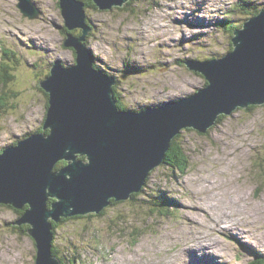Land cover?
I'll use <instances>...</instances> for the list:
<instances>
[{"label": "rangeland", "instance_id": "rangeland-1", "mask_svg": "<svg viewBox=\"0 0 264 264\" xmlns=\"http://www.w3.org/2000/svg\"><path fill=\"white\" fill-rule=\"evenodd\" d=\"M32 1L34 19L24 15L21 0H0V61L3 49L16 52L9 64L20 102L0 113V150L43 125L39 83L52 64L75 63L64 43L60 0ZM84 1L96 64L119 79L121 101L133 110L205 87L206 78L182 60L223 57L233 47L232 24L251 16L236 4L264 8V0H137L136 11L127 3L101 10ZM179 140L191 160L185 174L161 164L141 198L113 201L97 217H70L55 233L58 256L76 264H253L264 257V104L225 115L206 134L184 129ZM157 198L172 201L170 216ZM10 206L0 205V264H35V240L10 226L19 217ZM141 225L146 229L134 239L131 232Z\"/></svg>", "mask_w": 264, "mask_h": 264}, {"label": "water", "instance_id": "water-1", "mask_svg": "<svg viewBox=\"0 0 264 264\" xmlns=\"http://www.w3.org/2000/svg\"><path fill=\"white\" fill-rule=\"evenodd\" d=\"M129 1L94 0L105 10ZM60 6L67 27L84 34L64 42L75 48L77 63L57 60L39 83L50 94L43 124L49 133H33L0 153V204L25 209L16 223L30 225L35 264H64L54 254L53 222L100 214L113 201L141 192L181 131L206 134L221 115L264 104V9L234 30L233 49L223 57L187 59V66L206 78L205 87L137 111L118 107L117 79L94 65L84 42L90 32L85 3L61 0ZM20 7L31 19L39 15L32 0ZM60 161L67 164L56 170Z\"/></svg>", "mask_w": 264, "mask_h": 264}, {"label": "trees", "instance_id": "trees-1", "mask_svg": "<svg viewBox=\"0 0 264 264\" xmlns=\"http://www.w3.org/2000/svg\"><path fill=\"white\" fill-rule=\"evenodd\" d=\"M80 1H83L85 3V7H90V5L87 2H85L84 0H80ZM90 1H91V5H93L95 9H98V8L100 9V7L97 4H95L94 0H90ZM135 1H137V0H130L129 2H127V5L129 6V8L131 10H134V11L137 10V7H134V2ZM242 4H244V3L243 2H241V4L240 3H237L236 4V6H237L236 9L241 10L240 8H242L244 11H247L248 10L247 12L250 13L251 15L257 14L260 11V9H261V8L258 9V7L256 5H252V7H251L250 3L248 4V7H245V6L243 7ZM124 6H126V4ZM114 7H119V6H114ZM87 23L89 24L90 29L92 30L91 24L88 21H87ZM239 27H241V26L232 24V28H231L230 31L233 33L234 30L237 29V28H239ZM63 33H64V37L65 38H67L68 35H75L76 37H81L84 34L82 28L70 29V28L67 27V25H65V28H64ZM88 35L86 36V39L84 41L87 44L89 43V37H88ZM232 49H233V47H232ZM8 52H10V55H8L9 54ZM15 53L16 52H14L13 50H7V49H3V51H2V57H1V61L2 62L0 61L1 62L0 63V80H1L0 81V113L1 112H4L5 110L6 111H8V110H10V111L11 110H15L17 108L18 104L20 103L19 102V98H16L17 97V92L14 91L15 87L18 86V84H17V75H16V73H14V71H11L10 70L11 69V65L9 64V62L12 61V58L15 56ZM94 57H96V56H94ZM213 58H215V57H213ZM208 59H212V58H208ZM198 60H207V59H198ZM186 61H187V59H183L182 60V65L183 64L186 65ZM76 63H77V56L75 54V63L74 64H76ZM94 64H95V61H94ZM95 66L98 67V68H100V66H98L96 64H95ZM12 70H13V67H12ZM48 73H47L46 78H48V76L51 74V70H49ZM205 84L207 85L208 82H206ZM117 87H118V84L117 85H114L115 98L117 99L118 107L120 109H125L126 107L124 106V104L121 101V93L119 92V90L117 89ZM42 89H43V91H45V96L44 97H45V106H46V114H45L44 120H43V124H44V122H45V120L47 118V114H48L49 107H50V94L43 87H42ZM19 91L21 92L20 89H19ZM253 107L254 106L251 105L247 109L250 110ZM224 117H225V115H221L220 118H219V120H218V122H220V120L223 119ZM214 127H212V128H214ZM191 129L192 128H188V130H191ZM35 131L49 133V129H44L43 128V125L38 130H35ZM34 133H36V132H34ZM179 136H180V134L177 137L174 138V140L172 142V145H171V148L167 152L163 164L169 165L172 168L173 171H179L181 174H185L186 171L191 167V160H190V156L187 154V152L185 150V147H184L182 141L179 140ZM22 139H24V138H22ZM20 140H18V141H20ZM15 144H16V142H15ZM80 157L82 159L85 158V156H80ZM66 164H67V161H60V162L57 163L55 169L56 170L61 169ZM152 173H153V171L151 172V174ZM151 174L149 175L148 180H147V183L145 184V186L143 187V189L141 190V192L134 194L133 197L131 199H129V200H133L134 201L137 198H141L140 196L143 194V190H145L146 186H148V184H149L148 182H149V178H150ZM53 201H54V199H51L49 203L51 204ZM156 201L160 202V204L162 203L161 204L162 208H161L160 211L166 213L167 216H170L171 215V212L173 211V208L171 207L172 201H171L170 204H168L167 201H165V199L163 200V198L162 199L161 198H157ZM118 202H121V201H118ZM122 202H124V201H122ZM0 205L2 206V205H5V204H0ZM10 207H12V206H10ZM171 208H172V210H170ZM15 210L19 214V217L15 221H13L14 224H12L10 226L12 228H18L22 232H28V230L30 229V225H27V224L18 225L16 223V221H18L19 218L25 212V209L19 210V209H16L15 208ZM104 211L105 210H103L100 213V215H103L105 213ZM155 211H156V209L154 208L151 211V213H154ZM164 213H161V214H164ZM97 216H99V214H97V215H95V214L88 215V217H97ZM68 219H70V218H67V219L63 218L60 222H55V221L53 222V232H54V235L57 232L58 228L61 227V225H63V223L66 220H68ZM152 226H153V224H152ZM97 228H99V227H97ZM130 228H132V226ZM143 229H146V227L143 226V225H141V226H135V229L132 230V232H131V234L133 235L132 237L134 239H137L138 240L141 237V235H142V231L141 230H143ZM102 231L103 230H100V231L98 230V232H96L97 233V235H96L97 236V240L99 239L98 241H100V238L99 237H101V232ZM136 237H138V238H136ZM35 246H36V242H35ZM36 249H37V247H36ZM53 250H54V254L58 258H60V259H62L64 261V264H76V262H75L76 259H72V261H71L70 260V257H67V259L65 260L64 258H61L60 256H58V249L55 246L53 247ZM82 258H83V255H82V253H80L79 254V257L77 259L78 260H81ZM253 264H264V257L258 258L256 261H254Z\"/></svg>", "mask_w": 264, "mask_h": 264}, {"label": "bare ground", "instance_id": "bare-ground-1", "mask_svg": "<svg viewBox=\"0 0 264 264\" xmlns=\"http://www.w3.org/2000/svg\"><path fill=\"white\" fill-rule=\"evenodd\" d=\"M238 225V224H237ZM234 226V225H233ZM241 227V226H240ZM191 232V231H190ZM240 232V231H239ZM237 233V232H236ZM193 234V233H192ZM198 233L196 232V235H197ZM241 235H243V236H246V235H244V234H241ZM192 236V235H191ZM196 238H198V237H196ZM235 238V237H234ZM244 238V237H243ZM200 239V238H199ZM215 239V238H214ZM233 239V238H232ZM190 240H191V237H190ZM204 241V240H203ZM181 242V241H180ZM188 243V242H187ZM203 243V242H202ZM218 244V243H217ZM216 244H214V245H212V247L213 246H215ZM209 248L211 247V246H208ZM181 248V247H180ZM214 249V248H213ZM212 250V249H211ZM216 250V249H215ZM178 252H179V250H178ZM180 252H182L181 250H180ZM178 254V253H177ZM180 254H182V253H180ZM213 254V253H212ZM220 254V253H219ZM172 255V254H171ZM221 255V254H220ZM181 256H183V255H181ZM202 257V256H201ZM219 257V256H218ZM171 258V257H170ZM182 258H184V257H182ZM181 258V259H182ZM171 261V260H170ZM185 262V261H184ZM187 262H189V260H187ZM191 262V261H190ZM184 264V263H183Z\"/></svg>", "mask_w": 264, "mask_h": 264}, {"label": "clouds", "instance_id": "clouds-1", "mask_svg": "<svg viewBox=\"0 0 264 264\" xmlns=\"http://www.w3.org/2000/svg\"><path fill=\"white\" fill-rule=\"evenodd\" d=\"M231 51V50H230Z\"/></svg>", "mask_w": 264, "mask_h": 264}, {"label": "flooded vegetation", "instance_id": "flooded-vegetation-1", "mask_svg": "<svg viewBox=\"0 0 264 264\" xmlns=\"http://www.w3.org/2000/svg\"><path fill=\"white\" fill-rule=\"evenodd\" d=\"M119 81V80H118Z\"/></svg>", "mask_w": 264, "mask_h": 264}]
</instances>
